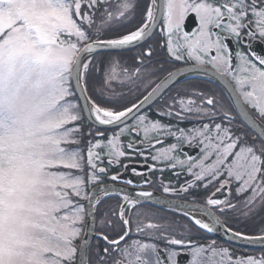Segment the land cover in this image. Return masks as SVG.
<instances>
[{
    "label": "snow or ice",
    "instance_id": "snow-or-ice-1",
    "mask_svg": "<svg viewBox=\"0 0 264 264\" xmlns=\"http://www.w3.org/2000/svg\"><path fill=\"white\" fill-rule=\"evenodd\" d=\"M256 42L264 0H0V264H264Z\"/></svg>",
    "mask_w": 264,
    "mask_h": 264
},
{
    "label": "flooded vegetation",
    "instance_id": "flooded-vegetation-1",
    "mask_svg": "<svg viewBox=\"0 0 264 264\" xmlns=\"http://www.w3.org/2000/svg\"><path fill=\"white\" fill-rule=\"evenodd\" d=\"M187 23H188V27H189V29H191V28L194 26V25H193V21H192L191 18L188 20ZM156 32L159 33V28H157ZM228 43H229L230 47H233L231 41H228ZM256 51H257L258 53L264 55V44H261V43H259V42H256ZM189 78H191L192 80L197 81V82H200V81H201V78L198 77V76L189 77ZM170 142H171V141H166V143H170ZM193 154H195V153L193 152ZM133 166H137V167H138V165H133ZM125 175H126V176H130V173L126 172ZM134 179H135V178H134ZM146 207H147V208H150V209H157V210H159V206H156V205L148 204V205H146ZM213 238H215V237H213ZM216 239H217V238H216ZM94 242H95V241H93V243H94Z\"/></svg>",
    "mask_w": 264,
    "mask_h": 264
},
{
    "label": "water",
    "instance_id": "water-1",
    "mask_svg": "<svg viewBox=\"0 0 264 264\" xmlns=\"http://www.w3.org/2000/svg\"><path fill=\"white\" fill-rule=\"evenodd\" d=\"M193 75L194 74H188V76H193ZM151 204H155V203H151ZM213 235L216 236L217 238H219L220 240H222V241H224V242H226V243H228V244H230L232 246L241 248V249H246V250H260L259 248H253L252 246L243 245V244H241L239 242H229V241H227L224 238L223 233H214Z\"/></svg>",
    "mask_w": 264,
    "mask_h": 264
},
{
    "label": "rangeland",
    "instance_id": "rangeland-1",
    "mask_svg": "<svg viewBox=\"0 0 264 264\" xmlns=\"http://www.w3.org/2000/svg\"><path fill=\"white\" fill-rule=\"evenodd\" d=\"M118 71H119V69H118ZM93 245H95V242L93 243ZM232 249H235V248H232ZM235 250H238L240 252H244L245 254L250 253V252H253L251 250H239V249H235ZM258 251H260V250H258Z\"/></svg>",
    "mask_w": 264,
    "mask_h": 264
},
{
    "label": "trees",
    "instance_id": "trees-1",
    "mask_svg": "<svg viewBox=\"0 0 264 264\" xmlns=\"http://www.w3.org/2000/svg\"><path fill=\"white\" fill-rule=\"evenodd\" d=\"M251 251H253V252H259L258 250H251Z\"/></svg>",
    "mask_w": 264,
    "mask_h": 264
}]
</instances>
